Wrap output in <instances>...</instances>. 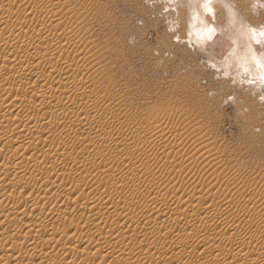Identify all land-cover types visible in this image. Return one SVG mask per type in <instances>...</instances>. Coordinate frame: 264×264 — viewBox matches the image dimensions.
I'll return each mask as SVG.
<instances>
[{
  "label": "rangeland",
  "instance_id": "374dc122",
  "mask_svg": "<svg viewBox=\"0 0 264 264\" xmlns=\"http://www.w3.org/2000/svg\"><path fill=\"white\" fill-rule=\"evenodd\" d=\"M16 1L6 8L21 18L32 5L45 7L48 13L55 12L56 19L49 27L60 38L71 39V43L60 47L51 44L37 59L33 79L46 75L60 80L59 70L69 64L68 74L50 92L61 96L74 89L75 83L88 82L97 105H90L87 119L96 118L100 131L86 139L74 132L61 143L62 155L45 153V158L24 167L26 173H32L29 177L48 182L46 192L43 188L33 192L23 188L12 191L10 179L0 189V200L21 202L20 213L6 220L0 208V233L16 223L23 225H19L22 229L18 233L10 230L3 238L0 259H10L3 263L40 264L33 249L38 234L47 238L73 237L95 244L104 240L105 235L120 243L116 253L119 257L148 247L142 264H257V245L264 244V223L247 220L264 217L263 204L259 199H251L252 193L264 195V103L258 99L261 93L252 94L239 83L233 85L231 78L218 77L208 66L207 55L195 46L191 17L186 11L191 5L185 3L178 8L172 25L179 23L177 32L182 40L187 39L188 32L192 33V48L175 39L177 32H169L160 0H153L152 6L146 0ZM236 7L252 24L264 25V10L252 14L250 0H237ZM225 18L223 12L218 13V22ZM39 24L42 33L49 22L39 20ZM130 38L134 42L130 43ZM241 41L240 48L225 61L232 64L228 71L237 78L240 75L237 65L246 66L250 59ZM220 44L217 40L209 49ZM71 52H76L75 56ZM220 52L217 48L218 55ZM208 54L215 59L214 52ZM7 57L15 59L9 54ZM29 57V53L19 56L18 66L25 67ZM49 65L55 68L41 73L42 67ZM14 74V65L0 62V88L10 90V100L24 104L37 89L28 82H13ZM5 80L8 82L3 83ZM76 93L69 110L77 109L88 98L82 88ZM244 108L248 110L244 112ZM28 110L18 117L22 126L16 132L22 127L28 130L29 122L32 124L44 114L40 106ZM9 112H5L7 116L12 114ZM148 127L151 132H158L157 136L163 133L162 145L149 147L156 134H145L143 130ZM14 128L5 126L4 133L9 136L15 132ZM163 129L168 130V135ZM27 130L25 133H32L33 128ZM50 135L44 134L30 143L0 142V163L10 158L7 172L11 173L23 153L41 152L43 136ZM112 138L117 144L103 150V144ZM74 143L81 144L77 151L70 147ZM83 161L90 164L84 166ZM58 188L63 189L65 196L56 194ZM35 196L43 199L37 205L30 200ZM135 202H140L143 209L135 210L132 205ZM161 204L167 209L158 218L156 210ZM36 208L45 211L46 216L54 208H61L62 212L53 219L43 217L34 227H24L25 213ZM179 212L191 214V221L180 215L170 217ZM123 218L130 221L124 224ZM53 220L61 224V229H51ZM220 220L223 224H219ZM65 227H69L66 236ZM25 235L29 240L23 243V248L12 251L10 242L22 241ZM233 241L240 245L243 242V249L230 251L227 245ZM46 248L48 245L43 253L48 251ZM96 249L95 246L89 253L96 256L99 251L96 257L93 255L99 262L105 254ZM73 253L69 254L72 261L69 263L59 250L54 258L60 261L58 264H76L81 259H85L81 260L85 264L86 257H92L88 252ZM64 257L67 260L62 261ZM111 259L113 256L105 263ZM119 263L124 264L121 260Z\"/></svg>",
  "mask_w": 264,
  "mask_h": 264
},
{
  "label": "bare ground",
  "instance_id": "6f19581e",
  "mask_svg": "<svg viewBox=\"0 0 264 264\" xmlns=\"http://www.w3.org/2000/svg\"><path fill=\"white\" fill-rule=\"evenodd\" d=\"M16 3H17L16 0H0V62L2 61L3 63H6V64H8V62H9V64L15 66V74L13 75V78H12L13 82H19V80H20L19 83L23 82L25 84L28 82L31 84L32 87L37 89V92L35 93L34 96H30V98L27 99L24 104H18L13 99L10 100L11 92L8 88H3V89L0 88V142L5 141V142H9L11 144H14V143H17L19 141H25V142L30 143L32 141L34 142V140H36L37 138L41 139L42 135L47 134V133L51 134L50 135L51 137L53 135V139H49L50 136L49 137L45 136L46 138L43 136L44 139H42V141L40 142V144L43 147L41 152H34L31 155H28L29 152L23 153V157H21L16 162V164L14 166V170L11 173L7 172V167L9 168L8 161L10 160V158L7 161H4L5 160L4 159L3 162L0 163V189L5 185L7 180L10 179V190H12V191H14L18 188H23L24 190H30L31 192H33V191H35V189L43 188L46 192L47 191L46 187L48 186V184H47L48 182L41 180V179H33V178L29 177L32 175V173L31 172L26 173L24 167L28 163H37L40 158H42V159L45 158L44 157L45 153H47L48 155L51 154V156L62 155L61 143L64 142L65 140H68L70 138L71 134L74 132L80 134L85 139L92 136V135H95V134H93L95 132L99 133L100 122L97 121L96 118L92 119V120L87 119V117L90 116V105L93 104L96 106L97 101H96V99H93V94H94L93 88H90L88 85V82H86V81H80V82L75 83L74 87H73L74 89L65 91L62 93V95L59 94L61 96H57V94H53L52 92H50L51 89L57 84V81H59L58 83L60 84V80H63L65 78V76L68 74L69 69H70L69 64L63 66L59 70L58 78L60 80L50 79L46 75H43L41 77L33 79L35 77L34 72H35V68L37 67V64H36L37 59L42 57V55L45 54L50 49L51 44L55 43L60 47V46L71 43L70 42L71 39L69 37H66V36L60 38V36L57 35L56 31L52 30L49 27L50 23H52V21L56 19V13L55 12L48 13L49 11L47 8L42 7V6L39 7L37 5L36 6L32 5L30 11L25 13L23 15V18H21V17H19L18 14L15 15L14 13L10 12L9 9L6 8L7 6H11V5L16 4ZM39 20H44V22H49V24L46 25V27L44 28L42 33H39V27H38ZM29 21H31V22H29ZM190 22L193 26V32H194L195 37L197 39L198 33H202L201 18L195 17L193 14V17H191ZM41 23H43V22H41ZM24 53L30 54L29 62L26 64L25 67L18 66V57ZM247 53H248V51H247ZM8 54L11 55V57H13L15 59H13V60L9 59L7 57ZM75 54H76V52H71L72 56L73 55L75 56ZM247 57H251V52H249L247 54ZM16 66H18V67H16ZM54 68H55L54 65L42 67L41 73L45 74L48 71H52ZM6 82H8V81L7 80L3 81V83H6ZM0 86H1V84H0ZM79 88L83 89V92L85 93L86 96H88V98H85V102L81 103L77 109L69 110V106L71 105L72 101L75 100L77 97L76 96L77 95L76 90H78ZM37 106L42 107L44 114L42 116L43 118L41 117V119H35L32 122V124H31V122H29L30 123L29 126L31 128H33L32 133H28V132L25 133L27 128L23 130V127H22V129H20L16 132L15 130H17L18 128H20L22 126V125L21 126L19 125L20 123H22V121L18 117L21 114L26 113V111H29L28 109L34 108ZM72 107H74V106H72ZM7 111L8 112L10 111L12 114H10V112H9L10 116H7L8 113L7 114L5 113ZM1 112H3V113L1 114ZM11 115H14V116L11 117ZM104 115L105 114L103 113L99 117L102 118ZM53 116H54V118H53ZM107 116H108V114H107ZM113 125H115V123H113ZM5 126H9V127L12 126L13 128L15 127L13 129L15 132L12 133L11 135L7 136L4 133V127ZM25 126H26V124H25ZM150 127H152V126H150ZM29 128H28V130H29ZM159 130H161V129H159ZM143 131L145 134H149V133L152 134L153 133V132H151L152 130H150V128L149 129L145 128ZM163 131H164V129H163ZM166 131H168V130H166ZM166 131H164V132H166ZM49 132H51V133H49ZM156 133H158V132H156ZM169 133L171 134V131ZM159 134H161V133H159ZM166 134H167V132L165 133V135ZM179 134L180 133H178V135ZM157 135L158 134H156V137L152 138V141L149 144L151 146H149V147H152V146L154 147L155 144L157 146H159L165 142V141H163V139H164L163 133L161 134V136L159 135L160 137ZM171 135L167 136L166 138H168V140H169V137H171ZM96 136H98V135H96ZM175 136H173V137H175ZM150 139H151V137H150ZM115 141L116 140H114L112 138V140H110L109 143H107L106 145L103 144L104 146L102 147V149L105 150V149H107V147L109 148V145L113 146L112 144L115 143ZM116 144H117V142L115 143V145ZM163 146H161V147H163ZM70 147H72V151H77L81 147V144L74 143ZM163 152H165V151H163ZM174 154L175 153H173V155ZM141 155H143V153ZM174 157H176V154ZM177 157H178V155H177ZM136 159H138V155L135 156V160ZM44 160L49 161L48 159H44ZM0 161H1V159H0ZM81 164L86 166L90 163L83 161V162H81ZM158 170L160 171V169H158ZM10 176H11V178H10ZM232 185H234V183ZM59 192H61V193L59 194ZM56 194L59 195V197L65 196L62 188H58L56 190ZM251 199H252V201L254 199H259V201L264 206V195L263 194L252 193ZM30 200L34 205H37V203H39L43 199L40 196H35V197L31 198ZM97 203L99 204V202H97ZM97 203L95 202V204H97ZM102 205L101 206L104 207L105 203H102ZM132 205H133V208L135 210H141L144 207L140 202H135ZM0 208L3 211L2 218L4 220H6L11 215L16 214V213H20L21 202L20 201H13L11 199L7 200V201L0 200ZM121 208H124V206ZM121 208H119V210ZM126 209L127 208H125V210ZM166 209H167V207L165 204L159 205V207L156 210V216L158 218L162 217L166 213ZM121 210H123V209H121ZM127 210H129V208ZM44 212L42 210H40L39 208H36L35 210H33L32 212H29L27 214L24 212L25 218L22 217L25 220V223H24L25 226L24 227H26V226H28V227L33 226L34 227L35 225H37L40 222V220L43 217L53 219L55 217V214H58V212L59 213L62 212V209L61 208H54V210L51 211L50 213H48L47 216H46V213L44 214ZM179 215L183 216V217L185 216L188 221H191V219H192L191 214L188 215L186 213H180V212L178 214L173 213V214H171L170 217L173 218V217L179 216ZM123 219H124L123 220L124 224H127L125 222L130 221V219H129V221L125 220L126 218H123ZM221 220H220L219 224H223V222ZM246 220H247V218H246ZM247 221L249 223H253L254 221H259L260 223H264V217L262 216L260 219L257 217H255L253 219L248 218ZM21 222H23V221H21ZM248 222H247V224H248ZM19 225H22V223L21 224H20V222L16 223V224L10 226V228L8 230L4 229L0 233V245H3V238L7 235V233L10 230H12V232H14V233H18L19 232L18 230L22 229L21 227L23 225L22 226H19ZM202 225H204V224H202ZM55 228L61 229V224L57 223L56 220H53L51 229L53 230ZM68 231H69V227H65L63 229L65 236H66V233ZM37 235L35 236L36 239H34L33 249L36 252V254L39 255V258L41 260L40 264H58V263H60V261L58 262L54 258V256H55L54 253L56 250L57 251L59 250V252L62 256L66 255L68 257L67 262L69 263L71 261L69 258L70 253L79 252L81 254V253L88 252V254H90L92 252L89 253V251L91 249L95 248V246H96L98 249L101 250V253L104 252L105 255H103L104 257L99 258V262H97V260H96L97 258L95 259L93 257V255H94L93 253L91 254L92 257H90L89 259H88L89 256L86 257L87 258L86 260H88V263L90 262L92 264H95V263L106 264L105 262L107 259H109V256L110 257L113 256V260L111 259V261L108 262L107 264H121V263H119L120 260L124 264L125 263L126 264H142V262H141L142 258L146 257L148 255V252H149V248L144 247V249H142V251H140L138 253H128L129 252L128 251L126 255L122 254V256L119 257L118 256L119 253L118 254H116V253L118 252L117 248H118L120 243L118 244L117 241L112 240L113 238L110 239L108 236H105V235L103 236L104 240H101L100 242H97L96 244L94 242L86 243V241H88V240H86V241L84 240L85 242L82 241L83 242L82 243L81 239L80 240L79 239L74 240L73 237H70V238L66 237L67 238L66 239L63 236V234H62L63 237H61V236L58 237L61 239L56 238L57 236L55 238L54 237L53 238L52 237L47 238L44 235H39V236H37ZM22 238H23L22 241L21 240L20 241L13 240L10 242V244L12 246L11 247L12 251L17 250V249H19V250L22 249L23 243L25 241L29 240V236H26V235ZM90 240H89V242H90ZM43 243H46L48 245V248H46V249H48V251L44 252V253L42 252V250L47 245L45 244L46 245L45 246ZM242 243H241V245H242ZM43 245H44V247H43ZM241 245L239 242L233 241L231 244H228L227 247L231 251V250H236L238 248L240 249ZM46 249H45V251H46ZM98 249H96V251ZM241 249H243V248H241ZM220 250H218V251H220ZM1 251H2V249L0 247V252ZM96 251H95V253H96ZM225 251H226V249H225ZM237 251H235V252H237ZM257 251H258L257 252L258 256L256 258L257 264H264V244L257 245ZM98 252L99 251H97V253ZM131 252H133V250ZM75 253H73V255ZM97 253H96V256H97ZM123 253H124V251H123ZM234 254H237V253H233V255ZM235 257H236V255H235ZM232 258H234V257H232ZM230 259H231V257H230ZM3 260L4 261L6 260L8 262L10 261V259H0V264H4ZM65 260H67L66 257L62 258V261H65ZM72 260L74 261V259H72ZM81 260L78 263H82ZM83 260L85 261V259H83ZM8 262H7V264H9ZM73 263H75V262H73ZM78 263H76V264H78ZM88 263H85V264H88ZM25 264H33V263H25ZM82 264H84V263H82Z\"/></svg>",
  "mask_w": 264,
  "mask_h": 264
},
{
  "label": "clouds",
  "instance_id": "9594fccd",
  "mask_svg": "<svg viewBox=\"0 0 264 264\" xmlns=\"http://www.w3.org/2000/svg\"><path fill=\"white\" fill-rule=\"evenodd\" d=\"M163 4L162 13L167 17L169 32H177L179 23L172 25L174 16L178 15V8L188 3L191 6L186 9L189 17L201 18L202 33H198L195 41L196 49H203L207 55V64L220 78H231L233 85L247 87L252 94L261 93L259 101L264 103V25H254L236 7L237 0H160ZM152 6L153 0H146ZM219 6V7H218ZM252 14H258L264 10V0H250ZM225 15L223 22H218V13ZM192 33H187V39H181L177 32L176 40H180L193 47ZM241 38L246 50L251 52V57L245 65H237L240 68L239 77H234L228 69L232 67L228 61L230 55L240 48ZM221 41L215 49H209V45ZM134 38H130V43ZM259 46V50H257ZM217 48L221 50L217 54ZM209 51L214 52L215 59L209 57ZM223 69V70H222ZM229 99H233L229 97ZM248 109L244 108L246 112Z\"/></svg>",
  "mask_w": 264,
  "mask_h": 264
}]
</instances>
